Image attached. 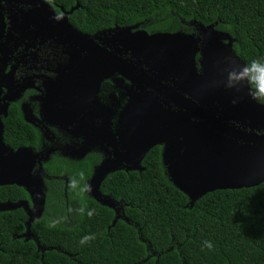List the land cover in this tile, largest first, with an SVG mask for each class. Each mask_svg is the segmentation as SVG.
I'll list each match as a JSON object with an SVG mask.
<instances>
[{
    "label": "trees",
    "instance_id": "1",
    "mask_svg": "<svg viewBox=\"0 0 264 264\" xmlns=\"http://www.w3.org/2000/svg\"><path fill=\"white\" fill-rule=\"evenodd\" d=\"M46 1L66 10L80 5L72 22L85 32L140 24L150 33H190L195 21L229 34L244 63L264 58V0ZM143 166L111 173L101 185L103 195L120 203L115 226V211L87 192L92 166H74L67 192L57 181L43 217L32 224L45 251L17 237L26 230L23 210L1 212L0 264H264V183L217 190L191 207L170 181L160 148ZM28 198L21 187H0V203ZM85 236L90 239L81 244Z\"/></svg>",
    "mask_w": 264,
    "mask_h": 264
},
{
    "label": "water",
    "instance_id": "2",
    "mask_svg": "<svg viewBox=\"0 0 264 264\" xmlns=\"http://www.w3.org/2000/svg\"><path fill=\"white\" fill-rule=\"evenodd\" d=\"M7 7L20 14L19 17L10 16L14 31L36 33L42 29L41 22H50L53 29L59 30L55 34L61 40L81 38L90 41L87 35L80 33L69 22V16L80 5L59 17L44 0H0V42L5 34L4 13ZM31 27H34L33 32ZM198 27L202 39L183 32L133 33L135 27H116L113 30L124 40H130L131 46L136 49L131 51L139 59L147 56L146 59L152 61V68L158 70L156 77L160 81L166 78L160 75L162 71L167 74V79L172 75L176 78L174 85L165 90L159 79L147 77L153 88L160 89L143 95L139 100L140 106L136 104L139 130L128 136L131 141L129 145L134 150L127 156L120 153L104 161L89 182L87 192L90 196L115 210L113 226L120 218V210L114 199L102 194V183L122 164L144 171L140 167L145 156L163 143H166L163 164L169 179L188 197L191 207L217 190L253 188L264 183V133H259L264 131V104L249 95L246 85L238 91L228 90L224 86L223 77L214 64L215 57L222 53L223 48L215 41L229 40L231 47L232 37L216 31L215 25L199 23ZM199 52L202 55L201 74L195 64ZM107 59L116 60L109 52ZM237 62L244 64L239 58ZM162 89L166 92L167 108L161 106L157 96ZM172 106L177 109L174 110ZM133 110L135 107L130 104L126 112ZM35 161L36 157L29 149L14 151L5 145L1 125L0 187L17 185L24 188L32 199L33 207L30 208L26 201L3 202L0 203V213L24 209L29 217L25 236L31 235V225L42 217L46 203L40 173H32ZM38 246L40 251L41 247Z\"/></svg>",
    "mask_w": 264,
    "mask_h": 264
},
{
    "label": "flooded vegetation",
    "instance_id": "3",
    "mask_svg": "<svg viewBox=\"0 0 264 264\" xmlns=\"http://www.w3.org/2000/svg\"><path fill=\"white\" fill-rule=\"evenodd\" d=\"M50 6L59 17L72 9L66 10L51 4ZM4 14L6 28L4 38L0 42V45H4L0 47V126H3L4 143L14 151L27 148L35 155L32 173H40L46 202L49 189L56 194L59 188L57 181L64 183L67 192L70 185L69 175L74 171V166H92L93 173L86 181L88 188L95 170L104 161L113 159L120 153L127 156L134 150L129 145L131 141L128 136L131 132L139 130V125L136 124L139 116L136 104L139 105L143 95L154 92L156 88L160 89L153 88L147 79H155L159 73L152 68V61L146 59L147 56L139 59L131 51L136 49L131 46L130 40H124L113 31L116 27H135L133 33L146 30L136 24L89 33L82 31L72 22L73 13L69 16V22L80 33L87 35L91 42L81 38L61 40L55 34L59 33V30L53 29L50 22H41L42 29L36 33L33 32L34 27L30 28L33 33L27 30L19 32L12 30L10 16L19 17L20 14L9 10L8 7ZM198 24L195 21L190 23V33H168L183 32L202 39ZM215 42L223 48L222 53L215 57L214 64L224 81L225 69L229 64L228 57L236 62L241 58L235 51L233 38L231 47L230 41L226 39ZM108 52L112 53L116 60L108 61ZM201 58V53H197L195 64L199 74L202 72ZM108 72L111 73L107 75ZM160 75L166 77L161 81L157 78L165 90L174 85V75L168 79L163 71ZM162 90L157 96L161 106L167 108L166 92ZM130 104H133L135 110L127 113L126 109ZM172 108L177 109L176 106ZM156 147L161 149L163 162L166 143L154 148ZM143 161L140 168L145 169ZM53 164L60 166L51 167ZM119 171L140 172L127 164H122L115 172ZM60 172L63 175H59ZM9 186L17 185L6 187ZM28 197L13 203L26 201L32 208L29 194ZM119 205L120 203V210ZM25 214L26 230L17 237L26 241L32 240L38 251V245L43 250L44 247L31 228V235L25 236L29 220L26 212ZM124 219L128 221L125 217Z\"/></svg>",
    "mask_w": 264,
    "mask_h": 264
},
{
    "label": "clouds",
    "instance_id": "4",
    "mask_svg": "<svg viewBox=\"0 0 264 264\" xmlns=\"http://www.w3.org/2000/svg\"><path fill=\"white\" fill-rule=\"evenodd\" d=\"M229 64L225 69L224 86L228 90H239L241 86H247L249 95L253 99L264 100V58L252 59L240 64L228 57ZM90 237L81 238L80 243H85ZM203 245L212 247V242L205 240Z\"/></svg>",
    "mask_w": 264,
    "mask_h": 264
}]
</instances>
